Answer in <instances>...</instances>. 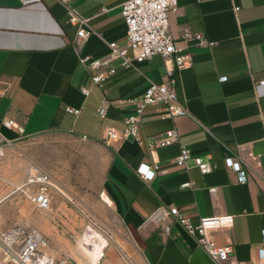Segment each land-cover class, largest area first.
<instances>
[{
    "label": "crops",
    "instance_id": "1",
    "mask_svg": "<svg viewBox=\"0 0 264 264\" xmlns=\"http://www.w3.org/2000/svg\"><path fill=\"white\" fill-rule=\"evenodd\" d=\"M122 2L41 0L21 6L18 0H0V141L15 151L29 148L14 171L4 168L0 174V224L14 211L6 206L13 194L20 192L32 205L27 198L32 188L25 182L40 169L56 189L49 211L68 216L66 201H73L96 222L122 229L100 264H121L119 251L132 264H215L179 224L153 218L170 207L192 225L206 217H231L212 230L216 244L232 247L230 261L254 260L264 227V95L254 90L264 79V0H177L168 30L176 55L188 56L189 64L178 69L174 57L154 56L123 67L114 60L115 72L103 87L92 86L79 58L105 59L108 43H124ZM74 16L85 23L72 22ZM80 30L88 34L77 37ZM168 71L187 115L161 118L162 105L148 107L140 141L105 144L106 129H124V120L134 114L126 100L140 97L151 82H165ZM81 88L90 90L87 97ZM168 130L177 132V141L151 148ZM181 148L211 161L212 171L177 168ZM227 157L241 162L245 184L225 168ZM140 165L156 167L153 179L139 178ZM185 183L190 187L182 189ZM24 222L41 226L42 221L30 216Z\"/></svg>",
    "mask_w": 264,
    "mask_h": 264
},
{
    "label": "built area",
    "instance_id": "2",
    "mask_svg": "<svg viewBox=\"0 0 264 264\" xmlns=\"http://www.w3.org/2000/svg\"><path fill=\"white\" fill-rule=\"evenodd\" d=\"M21 6L38 4L41 0H18ZM60 3H67L69 0H58ZM177 0H123L120 14L126 26V37L122 45L112 42L108 43L109 55L105 59H91L90 57H80L79 63L83 65L90 75L92 86L103 87L108 78L115 72L110 63L120 60L121 66L129 67L133 61L143 62L154 56H159L165 61L174 57L178 69H183L189 64L188 56H177L178 48L173 37L168 30L169 16L176 10ZM72 22L85 23L79 17H72ZM87 31L80 30L77 37H84ZM192 38L199 43H204L200 35ZM212 46V43H209ZM170 72L165 82L149 83L142 95L138 98L127 99L131 104L134 114L124 120V129L118 130L107 128L103 142L109 144L116 139H132L140 141L139 125L142 122L143 112L151 106L162 105L161 118H182L187 115L186 108L178 101L173 86V81L169 79ZM220 82L226 81V77H221ZM256 95H264V79L255 83ZM81 94L87 97L90 93L88 88H81ZM104 103L97 110L100 117H104ZM74 114L78 113L68 109ZM12 126V122L6 123ZM21 132L20 129H18ZM175 130L165 131L159 136L157 143H153L151 148L166 147L177 141ZM250 157L258 156L249 153ZM225 168L237 175L238 183L245 184L248 181L246 172L242 169L239 160L227 157L223 161ZM174 164L179 169H188L191 165L196 167L202 175L212 171L211 161L193 157L189 150L181 148ZM136 174L143 181L153 179L156 167L140 165L136 169ZM264 176V175H263ZM26 187L32 188L27 198L38 211L46 212L50 210L51 192L56 190L52 180L45 172L34 169L29 174ZM190 187V183L181 186L182 189ZM154 219L166 218L170 223L179 224L186 233L194 240L215 264H264V227L260 230V241L256 248L255 259L248 262L230 261L232 253L231 246H219L216 244L212 230L222 225L230 223L231 217H206L200 219L197 225H192L183 218L176 207L161 208L153 216ZM88 226L82 234V243L90 248L98 247L99 239H103L105 244L99 248L97 257L92 264H100L105 257V250L111 243V236L94 219H87ZM168 230V225L165 227ZM0 264H76L66 260H59L47 252L45 239L37 234L30 233L23 235L20 227L15 226L9 230H3L0 224Z\"/></svg>",
    "mask_w": 264,
    "mask_h": 264
},
{
    "label": "rangeland",
    "instance_id": "3",
    "mask_svg": "<svg viewBox=\"0 0 264 264\" xmlns=\"http://www.w3.org/2000/svg\"><path fill=\"white\" fill-rule=\"evenodd\" d=\"M28 152V147L22 146L18 151H15L13 147H6L0 141V174H2L5 169L8 171L10 170L11 172L14 171V167L16 165L18 167V161L21 158L23 159V154L28 155ZM15 162H17V164H15ZM16 172L17 170L15 173ZM1 189L2 186L0 184V199L3 197ZM19 193L20 192L13 194L8 200L6 206L10 207V205H12L14 211H11V209L6 212L8 217H10V220L5 224H1L3 230H9L18 226L23 235H28L30 233L41 235L46 241L47 252L56 259L66 260L76 264L93 263L91 258H89L81 249V245L83 244L81 240L82 234L88 226L87 219H94L91 212L84 211L73 201H66L68 207L72 210L68 216H65L61 212H57L54 208L52 211L40 212L29 203L30 206H27V202L21 197V195H19ZM6 206H2V208H5ZM30 216L35 218L40 217L42 221L41 226L28 225V223H25V219ZM15 218L19 220L14 221L13 219ZM98 224L111 236V243H109L108 247L115 246L114 237L123 235L122 229L115 224L114 228L116 231H112L109 227H106L101 223ZM118 254L121 264H132L124 253L119 251Z\"/></svg>",
    "mask_w": 264,
    "mask_h": 264
},
{
    "label": "bare ground",
    "instance_id": "4",
    "mask_svg": "<svg viewBox=\"0 0 264 264\" xmlns=\"http://www.w3.org/2000/svg\"><path fill=\"white\" fill-rule=\"evenodd\" d=\"M98 244H99L98 247L95 248H90L86 246L84 243L81 245V249L89 258H91L92 261H94L95 258L97 257V252L99 251V248L105 244V241L103 239H99Z\"/></svg>",
    "mask_w": 264,
    "mask_h": 264
}]
</instances>
